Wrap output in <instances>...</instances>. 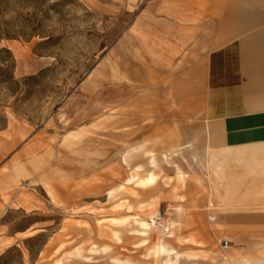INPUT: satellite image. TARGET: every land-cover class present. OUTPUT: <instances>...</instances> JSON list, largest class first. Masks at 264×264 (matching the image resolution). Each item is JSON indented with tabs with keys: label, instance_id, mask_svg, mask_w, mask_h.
<instances>
[{
	"label": "rangeland",
	"instance_id": "374dc122",
	"mask_svg": "<svg viewBox=\"0 0 264 264\" xmlns=\"http://www.w3.org/2000/svg\"><path fill=\"white\" fill-rule=\"evenodd\" d=\"M175 2L0 0V264H165L143 258L176 240L156 211L218 198L199 83L185 76L206 51L177 50ZM178 252L173 264H201Z\"/></svg>",
	"mask_w": 264,
	"mask_h": 264
},
{
	"label": "crops",
	"instance_id": "0c3cea01",
	"mask_svg": "<svg viewBox=\"0 0 264 264\" xmlns=\"http://www.w3.org/2000/svg\"><path fill=\"white\" fill-rule=\"evenodd\" d=\"M169 16L178 51H206L185 76L199 83L213 142L202 163L208 165V179L217 180L211 196L218 198L200 209L174 206L168 218L176 240L168 247L193 252L201 264L224 252L264 264V0H176ZM210 228L236 231L223 239V247Z\"/></svg>",
	"mask_w": 264,
	"mask_h": 264
},
{
	"label": "bare ground",
	"instance_id": "6f19581e",
	"mask_svg": "<svg viewBox=\"0 0 264 264\" xmlns=\"http://www.w3.org/2000/svg\"><path fill=\"white\" fill-rule=\"evenodd\" d=\"M159 209L156 211L155 216L150 220L152 225H154L156 227V222L155 219L157 218V215L159 214ZM140 225L142 226V228L144 229L140 234H145V230L149 229L151 227V224L148 221H141ZM168 226L173 227V224L168 220ZM160 229L162 228L163 230H161V234L162 236H169L172 237L173 235V230L172 228L168 229L167 226H163L160 227L158 226ZM167 231V232H166ZM166 232V233H165ZM153 255H160L163 256L164 260L166 261L165 264H173L176 263V260L178 258V253H176L175 251H173L172 248L167 247L166 244L163 243H159L156 246L155 245H151L149 247H147L146 252L143 255V258L145 259H149L151 256ZM88 261L90 260V257L87 258ZM127 263H129L128 260H126ZM122 262L121 259L119 258H113V263L112 264H117Z\"/></svg>",
	"mask_w": 264,
	"mask_h": 264
},
{
	"label": "built area",
	"instance_id": "2783aa9c",
	"mask_svg": "<svg viewBox=\"0 0 264 264\" xmlns=\"http://www.w3.org/2000/svg\"><path fill=\"white\" fill-rule=\"evenodd\" d=\"M168 219H166V217H164V213L162 211H159V214L157 215V218L155 219V222L158 226L163 227V226H167L168 227ZM227 244L226 241H223V247H225Z\"/></svg>",
	"mask_w": 264,
	"mask_h": 264
}]
</instances>
